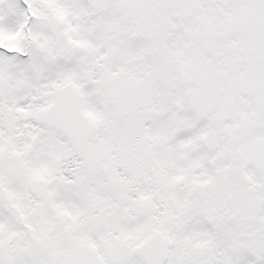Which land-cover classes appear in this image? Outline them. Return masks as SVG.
<instances>
[{
    "label": "snow or ice",
    "instance_id": "1",
    "mask_svg": "<svg viewBox=\"0 0 264 264\" xmlns=\"http://www.w3.org/2000/svg\"><path fill=\"white\" fill-rule=\"evenodd\" d=\"M0 264H264V0H0Z\"/></svg>",
    "mask_w": 264,
    "mask_h": 264
}]
</instances>
